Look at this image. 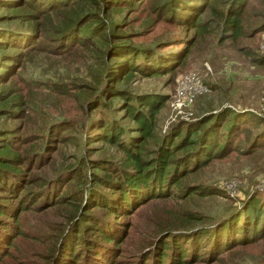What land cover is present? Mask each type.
Instances as JSON below:
<instances>
[{"label":"trees","instance_id":"obj_1","mask_svg":"<svg viewBox=\"0 0 264 264\" xmlns=\"http://www.w3.org/2000/svg\"><path fill=\"white\" fill-rule=\"evenodd\" d=\"M253 1L0 0V8L4 9L0 23L8 27L5 29L17 26L12 32L0 30V254L10 246L8 255L13 253L16 237L27 236L26 231L31 229L23 218L28 213L37 214L44 209L40 204L51 198L32 189L33 184L20 167L31 165L37 156L29 163L27 152L21 151L25 145L40 141L41 132L55 136L57 129L56 125L42 124L38 134L32 136L18 128L30 115L26 108L30 101L2 88L13 75L17 58L40 50L78 59L80 64L91 61L94 83L58 82L54 92L63 97L74 95L80 105L77 116L82 113L81 119L88 122L89 129L99 128L92 135L99 136L97 140L118 146L123 168L106 177L110 180H103L108 184L107 193L93 189L88 193L83 188L75 199L65 196L62 190L57 192L56 204L70 205L73 213L61 229V246L57 238L51 241L53 248L45 263L78 264L82 260L80 264H95L101 257L100 264H107L118 250L110 239L116 243L122 235L118 224L121 220L116 215L129 217L140 206L157 199L214 197L217 188L184 181L212 161L248 157L253 152L259 155L264 150L263 114L225 107L201 114L189 123H175L161 135L156 131V114L166 96L131 94L119 83V79L136 72L143 77L173 76L193 48L219 28L220 41L245 35L243 14ZM113 15L120 18L112 19ZM158 24L162 25L152 30ZM255 28L263 30L264 19ZM42 42L47 46L42 48ZM252 60L264 65V55ZM112 101L116 104L111 105ZM117 104L119 107L114 109ZM105 109L111 113L109 118L102 112ZM94 110L101 113L100 117L88 118ZM127 120L132 127L120 126V121ZM71 124L62 131L69 130ZM84 190L88 194L81 202ZM234 197L227 196L222 214L210 220L185 212L183 223L165 227L150 237L132 264L216 263L224 256L257 246L263 250L258 263L264 264V185L260 190L253 188L246 197ZM95 201L101 205L96 212L103 218L92 217ZM173 217L178 218V212ZM97 243H104L101 248H110L113 259L107 258L108 251L96 256ZM122 255L117 261L123 260Z\"/></svg>","mask_w":264,"mask_h":264},{"label":"rangeland","instance_id":"obj_2","mask_svg":"<svg viewBox=\"0 0 264 264\" xmlns=\"http://www.w3.org/2000/svg\"><path fill=\"white\" fill-rule=\"evenodd\" d=\"M0 12H4V9L0 8ZM262 13L264 14V0L249 3L243 14V23L247 30L245 35L237 39L225 38L220 41V28L216 32L213 31L193 48V51L176 68L173 76L165 74L143 77L136 72L119 79V83L125 85V89L131 94L158 93L166 96V100L156 114L157 133L164 135L175 123H189L201 114L217 112L225 107L264 115V65L252 60L264 55V29L257 31L255 28L264 19ZM119 18V15L112 16L115 20ZM14 25L5 29L8 27L0 23V30L12 32V29L17 27ZM161 25L151 28L154 30ZM46 26L48 28L49 24L47 23ZM41 46L44 48L47 45L42 42ZM90 63L89 60L88 63L80 64L75 58L32 50L17 58L13 75L2 86L3 91L10 90L12 94L18 92L23 95L22 98L30 101L26 106L30 115L25 122L18 124V128L23 133L34 136L33 133H37L42 124L48 123L51 127L56 125L57 129L55 136L50 135L49 131L41 132L40 141L25 145V150L21 151V153L27 152L26 158L29 163L34 156H37V160L31 165L25 163L20 167L28 181L33 184L32 189L41 190L51 198L41 204L38 203L44 209L36 210L37 214H26L23 222L31 225V229L26 231L27 236L16 237L12 254L8 255L12 250L11 246L5 254L4 252L0 254V259L4 254L0 264H46L47 255L53 248L51 241L57 238V243L61 246L63 242L62 239L60 240V236L63 235L61 229L68 222L70 212L71 215L73 213L70 205L56 204L57 192L62 190L65 196H73L75 199L83 188L87 189L88 193L91 189L98 193H107L108 184L103 180H110L106 177L118 174L122 167L120 164L123 161V154L118 146L97 140L99 136L92 135L93 131L99 128L89 129L88 122L85 124L81 119L82 113L77 116L80 105L74 95L63 97L54 92V84L58 82L94 83V79H91L93 71ZM187 72L197 75L207 87V92L195 97L190 108L185 110L186 107L177 108L171 96L176 79ZM26 93L30 94L29 98L24 96ZM115 104L116 102L112 101L111 105ZM117 107L119 104L114 109ZM93 112L88 118L100 117L101 113H96L95 110ZM102 112L107 118L111 116L110 111L106 109ZM74 114L76 117H73ZM119 116L120 113L116 114V119ZM70 122L72 124L69 130L62 131ZM119 124L124 128L133 126L128 120L120 121ZM128 134L131 135V131H128ZM192 183L217 188V194L214 197L195 196L190 200L157 199L145 207L140 206L137 211L132 212L134 215L129 217L116 215V219L121 220L118 224L121 226L122 235L116 239V243L110 239L113 247L118 248L114 253V260L110 248L100 247L104 243H97L96 256L108 251L106 256L111 257L112 261L107 264H132L136 261L137 253L149 242L150 237H154L157 231L165 227L183 223L182 215L185 212H195V215L206 220L218 217L223 210L222 205L227 202V196L246 197L253 188L260 190L263 187L264 150L259 151V155L253 152L248 157L212 161L191 173L184 181V184ZM87 190L82 193L81 202L84 201L85 196L87 198ZM52 198L54 200H51ZM51 202H54L53 207L47 206ZM98 203L99 201L92 203L91 207L95 209L92 217L103 218V215L96 212L101 206ZM176 212L178 218L173 217ZM116 230L119 228L117 227ZM262 253V246L250 247L224 256L219 262L206 264H261L258 262ZM120 254H123V260L117 261ZM97 260L95 264L103 263L101 257Z\"/></svg>","mask_w":264,"mask_h":264},{"label":"built area","instance_id":"obj_3","mask_svg":"<svg viewBox=\"0 0 264 264\" xmlns=\"http://www.w3.org/2000/svg\"><path fill=\"white\" fill-rule=\"evenodd\" d=\"M205 92H207V87L199 77L192 72H187L176 79L171 97L177 108L186 107L185 110H188L195 97Z\"/></svg>","mask_w":264,"mask_h":264}]
</instances>
